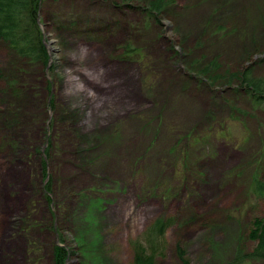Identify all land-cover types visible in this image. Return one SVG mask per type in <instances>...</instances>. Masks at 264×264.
<instances>
[{"label": "rangeland", "instance_id": "1", "mask_svg": "<svg viewBox=\"0 0 264 264\" xmlns=\"http://www.w3.org/2000/svg\"><path fill=\"white\" fill-rule=\"evenodd\" d=\"M150 1L42 0L47 66L0 41V264H56L57 245L131 264L160 217L178 221L156 264L255 246L264 103L192 64L264 77V0H165L158 19Z\"/></svg>", "mask_w": 264, "mask_h": 264}, {"label": "trees", "instance_id": "2", "mask_svg": "<svg viewBox=\"0 0 264 264\" xmlns=\"http://www.w3.org/2000/svg\"><path fill=\"white\" fill-rule=\"evenodd\" d=\"M42 0H0V41L17 55L39 62L47 66L49 55L43 41V32L39 20V7ZM165 0H152L149 3V13L157 19L166 10ZM136 50L129 47L127 53ZM264 60V59H262ZM196 67L195 73L204 81L212 84L224 82L237 83L254 103H264V77L255 76L253 67L241 65V68L225 69L221 71L216 59L207 64ZM196 67V68H195ZM258 181V180H257ZM256 190L262 192L264 184L258 182ZM178 219L176 217H160L150 224L140 239L132 243L133 260L131 264H156V259L166 252V236ZM248 238L255 242V246L247 248L242 245L235 252L234 258L228 264H250L264 262V217H254ZM69 250L65 246H56L54 257L56 264H65ZM177 255L181 264H191L185 249L177 246Z\"/></svg>", "mask_w": 264, "mask_h": 264}]
</instances>
